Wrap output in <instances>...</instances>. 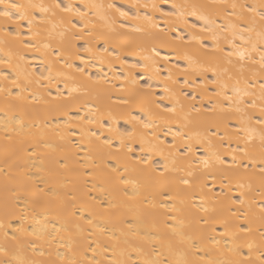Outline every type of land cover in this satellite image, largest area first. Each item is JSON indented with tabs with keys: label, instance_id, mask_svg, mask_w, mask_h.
<instances>
[{
	"label": "bare ground",
	"instance_id": "6f19581e",
	"mask_svg": "<svg viewBox=\"0 0 264 264\" xmlns=\"http://www.w3.org/2000/svg\"><path fill=\"white\" fill-rule=\"evenodd\" d=\"M15 3L25 5L21 11H34L37 19L31 31L28 18L21 21L18 37L6 34H14L16 24L0 19V248L7 250L0 260L87 264L94 258L113 264L131 256L168 264H222L246 256L249 243L252 259L264 252L259 210L264 198L259 175L264 166V125L259 123L264 120V0ZM57 3L72 5L73 11L63 12ZM205 21L209 31L202 32ZM142 93L162 102L161 108L143 105L150 129L131 120L140 115L141 105L132 106L129 115V106L118 103ZM164 106L175 111L164 112ZM133 129L134 137H125L120 148L121 133ZM176 132L181 133L175 141L179 149L170 153L160 145L141 151L142 142L145 149L157 144L153 135L171 145ZM186 144L193 148L184 156ZM233 155L241 166L227 174L230 188L228 179L222 186L219 176L213 181L205 175L231 164ZM141 157L148 164L137 163ZM201 157L209 160L207 167ZM87 171L93 178L79 177ZM82 179L89 180L86 187ZM242 192L248 217L241 212V219L233 220L225 209L231 205L234 211L237 205L225 195L237 199ZM225 219L230 235L222 238L225 227L218 221ZM236 223H247L252 232L238 233ZM17 226L36 234L16 232L12 240ZM228 246H243L242 255Z\"/></svg>",
	"mask_w": 264,
	"mask_h": 264
},
{
	"label": "snow or ice",
	"instance_id": "6c2138e0",
	"mask_svg": "<svg viewBox=\"0 0 264 264\" xmlns=\"http://www.w3.org/2000/svg\"><path fill=\"white\" fill-rule=\"evenodd\" d=\"M0 5H4L3 10H0V19H3L4 21L8 22L11 21L13 23L16 24L17 27V31L13 34V33H6L9 35H14L16 37H18L20 35L19 33V27H20V22L23 21L26 17L28 18V24H29V31H31V26L33 24V21L37 19L36 14L34 11H21V9L25 8V5L22 4H18L15 3V0H0ZM32 9H36L39 8L41 11H47V9L43 8V6H39V5H30L28 6ZM56 7L60 8L61 11L63 12H71L73 11V7L72 5H68V6H64L62 4L57 3ZM111 7V5H110ZM173 7L175 8L176 6L173 5ZM233 7H235V5H233ZM77 14L80 16H83L84 13L80 12L79 9L76 10ZM117 11L120 12L121 16H128L127 12H123L120 9H117ZM248 11H253L252 8H249ZM167 15H172V13H168ZM193 15H195V13H193ZM261 20H264V13H261ZM42 19V18H41ZM145 19L151 20L150 17H145ZM201 19H203V17H201ZM71 22V21H69ZM73 27H76L75 24L72 25ZM153 27H155V25H153ZM192 28H196L197 26L195 24L191 25ZM200 31L202 32H206L209 31L208 27H207V21H205V26L202 27L200 29ZM30 46V45H28ZM105 51H107V49H105ZM157 55H159V52L156 53ZM231 55V53H230ZM262 60H264V53H262ZM4 63V61H0V64ZM82 71V70H81ZM5 79H7V77H5ZM43 79H48V77H43ZM14 82V81H13ZM213 83H215V81H213ZM261 89H264V84L260 85ZM153 95L152 93H142L140 95L137 96V98L135 100L132 99H128V98H120L118 100V103L121 105H125V106H129L128 107V112L129 115H131L132 112V106L139 104L142 107V111L140 113V115H131V120L136 122L137 124L142 125V127L144 129H150L152 127V121L150 119H146L145 115H144V111H143V105L151 103V104H155V106L157 108H161L162 107V102L158 103L155 100H151L149 101L147 99V97ZM164 112L167 113H173L175 111L174 107H166L164 106L162 109ZM259 123H261L262 125H264V120L259 121ZM110 130H111V126ZM210 130V128H209ZM134 132L135 130L133 129V131H124L121 133V140H120V148L125 147L126 145L124 144V138L127 137L129 139H132L134 137ZM213 135H215V133H212ZM93 135H95V133H93ZM168 135L167 132H165V137ZM181 136L180 132H176L173 133V143L171 145L167 144V140L166 139H160L159 136L153 135V140L157 141V144L155 146H153L152 148H148L145 149L143 142L141 143L140 147H141V151H153L156 150L160 145H166L168 147L169 152H173L176 149H179V145L176 144V138ZM97 139H100L99 136L96 137ZM264 139V138H262ZM103 143L108 146L109 148L113 147L112 141L111 140H104ZM149 144H151V141H149ZM187 151L181 153L184 156H187L193 148L192 144H186L184 146ZM261 156H260V161L261 164L264 165V142H262L261 144ZM120 148H118L117 150L119 151ZM128 151L129 153L132 152V148L131 146H128ZM240 151H244V149H240ZM160 154H163V150L160 149ZM201 160L203 162V164L205 165V167L208 166L209 164V160L206 157H201ZM216 160L218 161V163L220 165H225L226 161L225 159H222L219 155L216 156ZM143 162L144 164H148V159H144L143 157L140 158V160L137 161V163ZM64 164H61V167H64ZM241 165L239 163H237L236 160V156L233 155L232 156V163L228 164L226 167H222L219 169H216L215 172H208L205 175L206 176H210L213 181L216 180L217 176H219L221 178V183L223 186V180L224 179H228L229 180V184L227 185L229 188L231 186V179L228 177V173H234L236 171V169L238 167H240ZM253 167H255V165H252ZM85 168L87 167L86 165L84 166ZM243 167L245 168V171H247L248 165L244 164ZM117 169L113 168L112 171H116ZM163 174V173H161ZM79 177H84L85 175H87L89 178H93L94 174L91 171H87L85 172H79L78 173ZM259 175H260V183H261V195L262 197H264V166H261L259 169ZM80 183H82L85 187L87 186V184L89 183L88 179H82L79 181ZM180 182L182 184H184L185 186H191V181H189L186 178H180ZM97 185L94 183L93 187L95 188ZM201 187H207L206 184L201 185ZM238 187L243 188L244 185L242 183L238 182ZM40 191H44L43 189H41ZM212 189L209 188V192H211ZM88 193H86L87 195ZM223 194V192L221 193ZM244 193L242 192L240 194V197L237 199H233L231 196L225 195V199L229 200L232 202V204L237 205V207L235 208V210L233 211L231 208V205H229L225 211L231 213V217L233 220H239L241 219V212H243V218L247 219L248 217V212L244 211V204H245V200H244ZM259 210L262 214H264V198H262L260 205H259ZM203 211L208 212L209 209L208 208H204ZM213 211H215V209H213ZM72 215H75V211H73ZM81 217H77V219H80ZM261 220H264V216H261ZM123 221H121L122 223ZM208 220L205 219L204 223H207ZM219 223H222L225 227V231L222 233V238L227 237L230 235V233L228 232V224L229 221L227 219L223 220V221H218ZM87 223L89 226H93V222L91 219L87 220ZM234 227L237 229V232L240 234H243L245 236L249 235L252 232V229L248 226L247 223H236L234 225ZM28 231V229L26 227L23 226H17L16 228L13 229V234L10 237V239L15 240L16 236L15 233L16 232H26ZM56 231L59 232L60 228H56ZM101 231L103 232V229H101ZM35 232L32 231H28V235H35ZM234 238H238V236H236V234H232ZM5 236H8V233L5 232ZM39 238V236L37 237ZM111 239V237H109ZM212 239V242L214 245H218L220 243L219 240L215 239V238H210ZM261 241H264V232L261 233L260 236ZM33 251L36 250V246L33 244ZM262 247H264V244H262ZM248 248V254L246 256H244L242 259H236V260H230V261H225L222 262V264H257V261H259V264H264V252H261V254L259 256H257L254 259H252V248L253 245L251 243H249L247 245ZM107 250V249H105ZM135 251H139L138 249H134ZM228 250L232 253H234L237 256H241L242 252H243V246H237V247H231L228 246ZM6 249L4 248H0V253H4L6 254ZM93 253H95V249H93ZM41 255H43V252H40ZM156 256H160V253H156ZM61 259H63V257H61ZM0 264H13L12 260H8V261H3L0 260ZM19 264H25L24 261H19ZM33 264H35V262H33ZM69 264H85L84 260H80V261H70ZM87 264H99V261H95L94 258L92 259H88L87 260ZM113 264H168V262L164 259H144V260H138V259H131V256H129V259L125 260V261H120V262H116L114 261ZM208 264H213L212 261H208Z\"/></svg>",
	"mask_w": 264,
	"mask_h": 264
},
{
	"label": "rangeland",
	"instance_id": "374dc122",
	"mask_svg": "<svg viewBox=\"0 0 264 264\" xmlns=\"http://www.w3.org/2000/svg\"><path fill=\"white\" fill-rule=\"evenodd\" d=\"M162 8H163L164 10L167 9V7H164V6H163Z\"/></svg>",
	"mask_w": 264,
	"mask_h": 264
}]
</instances>
